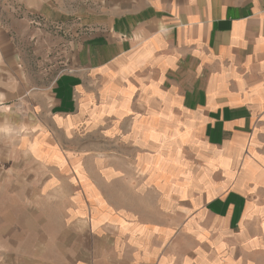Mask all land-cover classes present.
Masks as SVG:
<instances>
[{
    "label": "crops",
    "instance_id": "obj_1",
    "mask_svg": "<svg viewBox=\"0 0 264 264\" xmlns=\"http://www.w3.org/2000/svg\"><path fill=\"white\" fill-rule=\"evenodd\" d=\"M0 131V188L54 167L97 264H264V0H0Z\"/></svg>",
    "mask_w": 264,
    "mask_h": 264
},
{
    "label": "rangeland",
    "instance_id": "obj_2",
    "mask_svg": "<svg viewBox=\"0 0 264 264\" xmlns=\"http://www.w3.org/2000/svg\"><path fill=\"white\" fill-rule=\"evenodd\" d=\"M45 24L42 22L35 26L45 28L51 35L50 39L43 44L41 50H31L27 58L32 65L35 63V68L32 70L36 73L56 63L52 74L54 72L59 74L67 70L66 65L60 62L65 60L64 44L67 37L59 28L51 25L45 26ZM38 62H41L40 66ZM2 132L0 131V158L9 149L8 143L7 148L2 143L3 139L7 141V137H3ZM59 136L64 139V134ZM97 139L96 134H91L86 142L89 146L85 147L82 146L80 135L75 136V152L85 151L87 155H97L99 151ZM110 149L107 148V150ZM33 150L37 153L36 148ZM14 151L15 155H19L17 149ZM25 166L26 179L22 181L17 177L9 179L20 184L16 194L8 195L9 189L5 193L0 188L2 197L0 199V264H70L71 261L65 260L64 257L69 252L73 253L75 259L77 257L81 259L75 260V264H87L90 261L97 264L93 257L96 256L98 247L103 246L105 241L93 237L92 232L86 235L88 229L82 225L75 227L74 235L66 228V211L71 205L69 182L65 177L57 176L54 167L43 165L39 168L31 161ZM18 172L21 174V171ZM6 176L0 171V180L7 179ZM50 181L53 184L48 187ZM109 197L112 200L114 198ZM6 205L10 206L6 207ZM21 226L23 230L16 234ZM5 232L8 235L3 238Z\"/></svg>",
    "mask_w": 264,
    "mask_h": 264
}]
</instances>
